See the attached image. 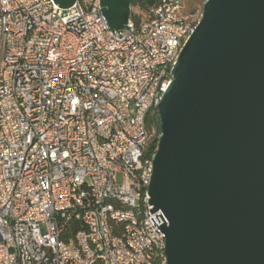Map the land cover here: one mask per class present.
I'll return each instance as SVG.
<instances>
[{
    "label": "built area",
    "instance_id": "2783aa9c",
    "mask_svg": "<svg viewBox=\"0 0 264 264\" xmlns=\"http://www.w3.org/2000/svg\"><path fill=\"white\" fill-rule=\"evenodd\" d=\"M186 2L113 29L100 0H0V264H167L146 118L201 18Z\"/></svg>",
    "mask_w": 264,
    "mask_h": 264
},
{
    "label": "water",
    "instance_id": "95a60500",
    "mask_svg": "<svg viewBox=\"0 0 264 264\" xmlns=\"http://www.w3.org/2000/svg\"><path fill=\"white\" fill-rule=\"evenodd\" d=\"M131 3L100 0L111 28ZM171 73L148 184L167 264H264V0H205Z\"/></svg>",
    "mask_w": 264,
    "mask_h": 264
},
{
    "label": "trees",
    "instance_id": "16d2710c",
    "mask_svg": "<svg viewBox=\"0 0 264 264\" xmlns=\"http://www.w3.org/2000/svg\"><path fill=\"white\" fill-rule=\"evenodd\" d=\"M156 1L157 0H132L130 19L135 21V23H139L141 20L147 18L149 16L150 8L156 3ZM146 123L150 130L155 131L157 135L160 134L159 117L156 109L149 112L146 118ZM156 147L157 142L151 145L153 150ZM61 228L62 238L68 240L77 231L84 229V225L81 220L72 216L62 223ZM122 231L123 225L121 223H111V232L113 235H122Z\"/></svg>",
    "mask_w": 264,
    "mask_h": 264
},
{
    "label": "rangeland",
    "instance_id": "374dc122",
    "mask_svg": "<svg viewBox=\"0 0 264 264\" xmlns=\"http://www.w3.org/2000/svg\"><path fill=\"white\" fill-rule=\"evenodd\" d=\"M190 1H194L195 4L193 5V11H200L202 10V7H203V3L205 0H190ZM118 181H120V178L118 176Z\"/></svg>",
    "mask_w": 264,
    "mask_h": 264
},
{
    "label": "flooded vegetation",
    "instance_id": "af4514ba",
    "mask_svg": "<svg viewBox=\"0 0 264 264\" xmlns=\"http://www.w3.org/2000/svg\"><path fill=\"white\" fill-rule=\"evenodd\" d=\"M195 4V2L194 1H190V0H187V2H186V4H187V8H188V10L191 12V11H193V5Z\"/></svg>",
    "mask_w": 264,
    "mask_h": 264
}]
</instances>
